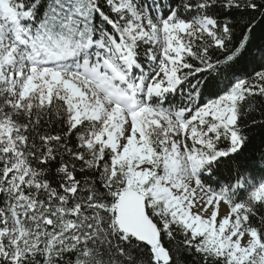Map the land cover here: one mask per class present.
<instances>
[{
  "label": "snow or ice",
  "instance_id": "6c2138e0",
  "mask_svg": "<svg viewBox=\"0 0 264 264\" xmlns=\"http://www.w3.org/2000/svg\"><path fill=\"white\" fill-rule=\"evenodd\" d=\"M0 264H264V0H0Z\"/></svg>",
  "mask_w": 264,
  "mask_h": 264
}]
</instances>
